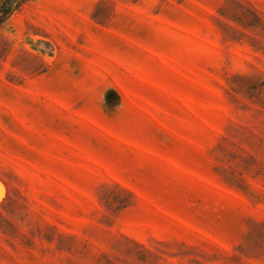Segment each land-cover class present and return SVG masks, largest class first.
<instances>
[{
    "label": "rangeland",
    "instance_id": "374dc122",
    "mask_svg": "<svg viewBox=\"0 0 264 264\" xmlns=\"http://www.w3.org/2000/svg\"><path fill=\"white\" fill-rule=\"evenodd\" d=\"M0 264H264V0L0 12Z\"/></svg>",
    "mask_w": 264,
    "mask_h": 264
},
{
    "label": "trees",
    "instance_id": "16d2710c",
    "mask_svg": "<svg viewBox=\"0 0 264 264\" xmlns=\"http://www.w3.org/2000/svg\"><path fill=\"white\" fill-rule=\"evenodd\" d=\"M23 1L25 0H20L18 3L14 4L11 3L10 5H5L6 0L2 1V5L0 7V12L2 15H8L11 11V9H13L15 6H17L18 4L20 5ZM3 18V17H2Z\"/></svg>",
    "mask_w": 264,
    "mask_h": 264
}]
</instances>
